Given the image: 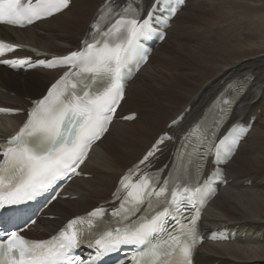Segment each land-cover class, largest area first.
Listing matches in <instances>:
<instances>
[{
	"label": "bare ground",
	"instance_id": "obj_1",
	"mask_svg": "<svg viewBox=\"0 0 264 264\" xmlns=\"http://www.w3.org/2000/svg\"><path fill=\"white\" fill-rule=\"evenodd\" d=\"M128 0H72L63 12L25 29L0 26V37L31 48L25 55H64L80 49L108 7ZM143 15L158 0H140ZM115 7V8H114ZM165 40L129 83L106 135L92 149L73 179L28 234L45 239L67 221L99 206L113 208L121 177L162 137L151 164L166 175L190 127L217 107L232 115L224 128L244 125L224 171V181L200 221L207 239L196 264H264V0H185L170 20ZM43 56V55H42ZM0 65V106L23 110L0 116V140L19 130L31 101L44 95L62 72L38 68L28 77ZM25 72V71H21ZM245 93L234 101L237 91ZM136 113L134 120L123 117ZM254 120V122H252Z\"/></svg>",
	"mask_w": 264,
	"mask_h": 264
},
{
	"label": "rangeland",
	"instance_id": "obj_2",
	"mask_svg": "<svg viewBox=\"0 0 264 264\" xmlns=\"http://www.w3.org/2000/svg\"><path fill=\"white\" fill-rule=\"evenodd\" d=\"M9 71H11V69ZM12 71L17 73L19 76L28 77V76L32 75V74H29L30 71H34V70L25 71V72H21V71L19 72V71H15V70H12ZM252 122H254V120H252Z\"/></svg>",
	"mask_w": 264,
	"mask_h": 264
}]
</instances>
